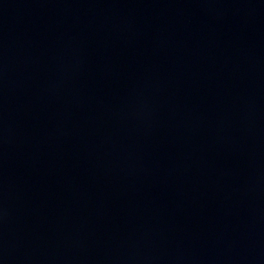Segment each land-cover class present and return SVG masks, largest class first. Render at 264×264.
<instances>
[{
    "label": "water",
    "instance_id": "water-1",
    "mask_svg": "<svg viewBox=\"0 0 264 264\" xmlns=\"http://www.w3.org/2000/svg\"><path fill=\"white\" fill-rule=\"evenodd\" d=\"M0 264H264V0H0Z\"/></svg>",
    "mask_w": 264,
    "mask_h": 264
}]
</instances>
